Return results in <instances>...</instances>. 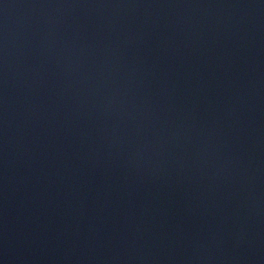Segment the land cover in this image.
<instances>
[{
  "label": "water",
  "instance_id": "1",
  "mask_svg": "<svg viewBox=\"0 0 264 264\" xmlns=\"http://www.w3.org/2000/svg\"><path fill=\"white\" fill-rule=\"evenodd\" d=\"M0 264H264V0H0Z\"/></svg>",
  "mask_w": 264,
  "mask_h": 264
}]
</instances>
